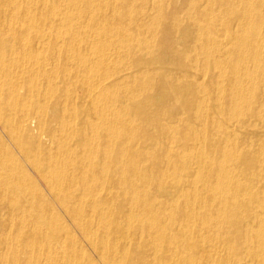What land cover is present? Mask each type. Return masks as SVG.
<instances>
[{
    "label": "bare ground",
    "instance_id": "obj_1",
    "mask_svg": "<svg viewBox=\"0 0 264 264\" xmlns=\"http://www.w3.org/2000/svg\"><path fill=\"white\" fill-rule=\"evenodd\" d=\"M8 81L0 264H264V0H0Z\"/></svg>",
    "mask_w": 264,
    "mask_h": 264
},
{
    "label": "rangeland",
    "instance_id": "obj_2",
    "mask_svg": "<svg viewBox=\"0 0 264 264\" xmlns=\"http://www.w3.org/2000/svg\"><path fill=\"white\" fill-rule=\"evenodd\" d=\"M43 55V54H41ZM40 55V56H41ZM2 88H1V94H0V98L4 101V103L6 102L5 99L8 98V94H10L11 92L9 91L14 85L15 83L12 81H8V82H4L2 84ZM17 85H20V83H17ZM19 92L21 95L24 96H28V98L30 99V103L31 106H33L34 108L38 107L39 102L38 99L35 95H33V98L30 96V94L28 92H25L24 89H22V87L19 88ZM36 92V90H35ZM39 97V96H38ZM5 98V99H4ZM30 105V104H29ZM34 121V122H33ZM31 127L30 130L31 132L35 135V136H40L41 133H39V129L37 126V121L36 119H33L30 123ZM4 128V129H3ZM12 131V130H11ZM43 140H45L44 136L42 138ZM0 141L2 142H6L7 143V147H9L10 149H12L13 153L20 159H22L20 153L18 152V150L16 148H14L11 136H10V130L6 129L5 126H3V124L0 122ZM152 141V140H151ZM25 163V162H24ZM38 181V180H37ZM61 216H64V214L59 211ZM65 217V216H64ZM64 221L66 222V224L69 225L70 222H68L69 220L65 217L63 218ZM71 229L74 235V238L84 247L85 249V253L88 256L89 260H93L94 262H96V264H103V262L100 261V259L97 257V255L94 253L93 249L91 248V246L89 245L87 239L85 238V236L80 232V230L77 227H74L73 225H71ZM88 259L83 260L82 263L86 264V262H88Z\"/></svg>",
    "mask_w": 264,
    "mask_h": 264
}]
</instances>
